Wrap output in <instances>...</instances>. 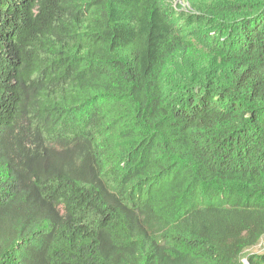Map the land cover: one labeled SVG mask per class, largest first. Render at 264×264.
Here are the masks:
<instances>
[{
	"label": "trees",
	"instance_id": "1",
	"mask_svg": "<svg viewBox=\"0 0 264 264\" xmlns=\"http://www.w3.org/2000/svg\"><path fill=\"white\" fill-rule=\"evenodd\" d=\"M192 10L0 0V264H240L258 243L264 0Z\"/></svg>",
	"mask_w": 264,
	"mask_h": 264
},
{
	"label": "rangeland",
	"instance_id": "2",
	"mask_svg": "<svg viewBox=\"0 0 264 264\" xmlns=\"http://www.w3.org/2000/svg\"><path fill=\"white\" fill-rule=\"evenodd\" d=\"M219 0H161V4L166 10H172L181 13L188 11L193 12L192 8L199 7L205 8L213 3L218 2ZM182 57H175L168 61L166 72H165V81H174L179 79L180 75H183L184 71L180 69V63L182 62ZM264 251V235L259 239L258 243L246 249L240 259V264L243 260H246V255L251 252H263Z\"/></svg>",
	"mask_w": 264,
	"mask_h": 264
},
{
	"label": "built area",
	"instance_id": "3",
	"mask_svg": "<svg viewBox=\"0 0 264 264\" xmlns=\"http://www.w3.org/2000/svg\"><path fill=\"white\" fill-rule=\"evenodd\" d=\"M242 264H248L246 260H243L242 261Z\"/></svg>",
	"mask_w": 264,
	"mask_h": 264
}]
</instances>
